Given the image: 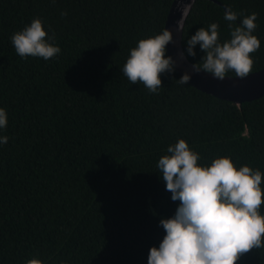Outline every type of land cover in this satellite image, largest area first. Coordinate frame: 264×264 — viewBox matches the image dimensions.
<instances>
[{
	"label": "trees",
	"instance_id": "obj_1",
	"mask_svg": "<svg viewBox=\"0 0 264 264\" xmlns=\"http://www.w3.org/2000/svg\"><path fill=\"white\" fill-rule=\"evenodd\" d=\"M172 1L0 0V264H148L166 234L160 220L179 205L157 167L179 139L198 166L228 157L259 169L264 193V95L237 104L177 83V71L152 93L123 75L130 50L164 30ZM217 1H195L187 58L203 62L199 44L195 57L186 51L199 28L218 24L223 43L256 13L252 72L264 68V0ZM35 18L61 48L47 61L21 58L11 41ZM236 264H264V247Z\"/></svg>",
	"mask_w": 264,
	"mask_h": 264
},
{
	"label": "clouds",
	"instance_id": "obj_2",
	"mask_svg": "<svg viewBox=\"0 0 264 264\" xmlns=\"http://www.w3.org/2000/svg\"><path fill=\"white\" fill-rule=\"evenodd\" d=\"M237 16L229 8L224 18L235 22ZM256 19V13L245 16L231 31L230 40L223 43L219 41L218 24L199 28L186 42L189 56L195 57L197 44L205 53L202 64L192 65L193 71L209 73L221 81L230 71L241 79L248 77L254 64L250 54L260 48V40L252 34ZM47 35L41 19L35 18L13 34L11 41L21 58L42 57L47 61L61 52L59 46L45 39ZM170 43L175 41L167 28L140 40L130 50L123 75L156 93L162 87L161 74L173 76L176 71L177 61L166 55ZM178 55L181 60L186 58L183 52ZM191 79L185 72L176 81L184 85ZM6 126V111L0 108V128ZM7 142V136H0V144ZM167 152L170 155L162 156L157 167L171 200L179 201V205L171 218L160 220L166 234L159 248L149 250L148 264H236L243 254L264 247V216L259 212L264 193L259 169L245 165L237 170L228 157L216 158L208 167L198 166L199 154L190 150L184 139L170 145ZM27 264L42 261L31 259Z\"/></svg>",
	"mask_w": 264,
	"mask_h": 264
},
{
	"label": "water",
	"instance_id": "obj_3",
	"mask_svg": "<svg viewBox=\"0 0 264 264\" xmlns=\"http://www.w3.org/2000/svg\"><path fill=\"white\" fill-rule=\"evenodd\" d=\"M196 0H173L167 14L164 29L173 33L175 43L167 46V55L177 61L176 71L180 76L185 72L191 74L189 84L198 90L240 104L251 101L264 95V68L251 72L246 78L226 75L224 80H218L211 74L201 71L195 73L192 69L193 63L187 58L183 46L182 36L186 19ZM220 3L217 0H212ZM227 11V10H226ZM179 29V30H177ZM183 52L185 59L179 58Z\"/></svg>",
	"mask_w": 264,
	"mask_h": 264
}]
</instances>
